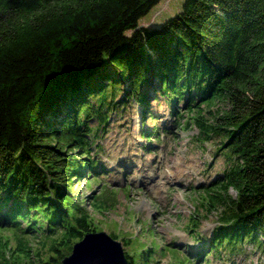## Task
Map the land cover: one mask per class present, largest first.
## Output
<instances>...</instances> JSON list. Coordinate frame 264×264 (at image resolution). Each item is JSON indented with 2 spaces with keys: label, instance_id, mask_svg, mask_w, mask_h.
<instances>
[{
  "label": "trees",
  "instance_id": "trees-1",
  "mask_svg": "<svg viewBox=\"0 0 264 264\" xmlns=\"http://www.w3.org/2000/svg\"><path fill=\"white\" fill-rule=\"evenodd\" d=\"M160 1L0 0V221L24 237L43 230L51 244L42 245L50 258L30 260L19 238L14 258L0 236V264H63L98 231L67 181L76 167L79 175L102 167L92 164L90 145L124 106L115 101L122 81L123 96L142 109L143 138L157 132L145 117H155L152 101L160 98L178 125L184 101L185 124L192 118L201 141L221 138L228 169L202 187L206 209L223 212L220 225L186 262L244 243L264 252V0H184L160 25L141 26ZM99 195L94 205L110 208ZM154 254L124 255L126 264H159Z\"/></svg>",
  "mask_w": 264,
  "mask_h": 264
},
{
  "label": "rangeland",
  "instance_id": "rangeland-1",
  "mask_svg": "<svg viewBox=\"0 0 264 264\" xmlns=\"http://www.w3.org/2000/svg\"><path fill=\"white\" fill-rule=\"evenodd\" d=\"M183 1L161 0L141 18L140 25H160L176 13ZM118 85L115 101H121L120 105L124 106L110 112L105 131L90 145L92 164L95 165L99 161L106 171L101 169L97 175L89 172L79 175V166L76 167L77 172L75 171L67 181L70 199L79 208L82 206L84 212H89L96 223L98 231L94 234L101 231L105 233L90 235L76 251L82 246H90V242L102 243L103 240L118 252L116 243L111 241L117 236L124 253L130 252L139 257L141 253L145 256L153 250L154 260H159V264H187L183 260L189 255L187 250L196 253L194 250L197 246L208 242V237L219 224L220 215L223 213L220 207L209 212L206 209L207 198L203 195L206 190L199 191L200 187L211 185L228 169L229 163L222 150L217 151L221 138L214 136L201 141L197 138L200 129L191 121L192 118H188L189 123L185 124L188 112L183 109L184 101L180 102V107L185 115L182 117V123L178 125L177 116L169 113V101L160 98L152 101L156 117H145L146 127L150 131L156 129L157 132L153 135L152 144L144 143L142 140L146 141L147 138H140L142 109L134 101L126 100L128 98L123 96V92L129 88L128 84L122 81ZM224 105L225 103L220 106ZM91 123L93 125L96 122ZM94 158L98 161L94 162ZM127 169V173L122 172ZM98 193L103 198L102 204H107L110 208H97L94 205L93 196ZM230 193L236 195L233 189ZM29 212L30 216H33V210ZM197 219L199 226L195 227L193 223ZM19 223L20 228L27 225L24 221ZM41 225L47 228L48 223L44 221L38 224L37 228ZM0 229V236L8 241L6 255L18 257L16 248L20 238L25 240L32 250L30 260L50 258V251L42 246L51 245L50 238L43 244V230L39 231V235L26 234L24 237L21 229V233H14L12 228L1 221ZM200 236L204 237V240ZM166 246L178 251V258L173 259L170 252L163 254L162 250ZM241 247V250L220 248L218 255L207 256V264H264V252L260 248L250 243H244ZM114 255L118 258L116 264H121L116 252ZM195 255L191 254L189 258L195 260ZM19 259L28 262L24 257ZM72 262L75 264L76 260H71L69 264ZM198 263L201 264L202 259L194 264ZM97 264H104V261H97Z\"/></svg>",
  "mask_w": 264,
  "mask_h": 264
},
{
  "label": "bare ground",
  "instance_id": "bare-ground-1",
  "mask_svg": "<svg viewBox=\"0 0 264 264\" xmlns=\"http://www.w3.org/2000/svg\"><path fill=\"white\" fill-rule=\"evenodd\" d=\"M95 238H98V237H95ZM101 242L102 243H97V242L91 243L90 242L89 243L90 246L80 247L81 249L78 251L79 252L83 251V252L79 254V252L76 251L75 256L73 257L72 260H76L75 264H97V261H104V264H116L118 261V258L116 259L117 256L114 255L115 249L106 245L103 240H101ZM117 255H118V252H117Z\"/></svg>",
  "mask_w": 264,
  "mask_h": 264
},
{
  "label": "water",
  "instance_id": "water-1",
  "mask_svg": "<svg viewBox=\"0 0 264 264\" xmlns=\"http://www.w3.org/2000/svg\"><path fill=\"white\" fill-rule=\"evenodd\" d=\"M92 235H95V236H98V235H100V234H105L104 233V231H101V232H98V233H95V234H93V233H91ZM90 234V235H91ZM89 235V236H90ZM88 237L86 236L85 237V239H83L82 241H80V242H78L77 244H75V246H74V250H73V253H72V255H75V253H76V248L79 246V245H81V244H83V243H85V241H86V239H87ZM109 239H111V238H109ZM111 241H113L114 243H116V248L119 250L118 251V257H119V261H120V263L121 264H126V262H127V259L125 258V255H124V252H123V249L121 248V244H120V242L119 241H116V240H113V239H111ZM115 252L117 253V251L115 250ZM67 256V257H65L64 259H63V264H69V262L73 259V256Z\"/></svg>",
  "mask_w": 264,
  "mask_h": 264
},
{
  "label": "clouds",
  "instance_id": "clouds-1",
  "mask_svg": "<svg viewBox=\"0 0 264 264\" xmlns=\"http://www.w3.org/2000/svg\"><path fill=\"white\" fill-rule=\"evenodd\" d=\"M148 140H149V139H148ZM122 187H124V186H122ZM127 187L129 188V186H127ZM127 187H126V188H127ZM193 188H196V187H193ZM197 188H199V187H197ZM200 189H202V187H200ZM113 191H114V190H113ZM203 195L208 199V197L206 196V193H204ZM197 220H198V219H197ZM212 233H213V232H212ZM210 237H211V236H209L208 238L210 239ZM202 239H203V238H202ZM209 239H208V241H209ZM114 240H115V239H114ZM203 240H204V239H203ZM116 241H118V240H116ZM202 244H203V243H202ZM202 244H201V245H202ZM205 244H207V242H206ZM207 245H208V244H207ZM122 249H123V248H122ZM197 250H199V246H197V247L195 248L194 251H197ZM187 251H188V250H187ZM183 253H184V252H183ZM124 254H125V253H124ZM204 258L206 259V255H205V254H204L203 257H202V263H201V264H203V262H204V260H205ZM207 259H208V258H207ZM198 264H199V263H198Z\"/></svg>",
  "mask_w": 264,
  "mask_h": 264
}]
</instances>
